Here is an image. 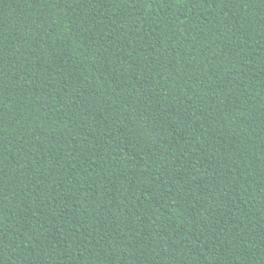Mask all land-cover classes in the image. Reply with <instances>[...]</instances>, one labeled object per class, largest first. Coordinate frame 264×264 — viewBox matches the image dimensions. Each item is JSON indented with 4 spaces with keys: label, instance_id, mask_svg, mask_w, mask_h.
Segmentation results:
<instances>
[{
    "label": "trees",
    "instance_id": "trees-1",
    "mask_svg": "<svg viewBox=\"0 0 264 264\" xmlns=\"http://www.w3.org/2000/svg\"><path fill=\"white\" fill-rule=\"evenodd\" d=\"M0 264H264V0H0Z\"/></svg>",
    "mask_w": 264,
    "mask_h": 264
}]
</instances>
